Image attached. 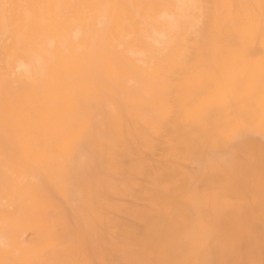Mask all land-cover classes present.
Returning <instances> with one entry per match:
<instances>
[{
	"label": "bare ground",
	"instance_id": "6f19581e",
	"mask_svg": "<svg viewBox=\"0 0 264 264\" xmlns=\"http://www.w3.org/2000/svg\"><path fill=\"white\" fill-rule=\"evenodd\" d=\"M0 264H264V0H0Z\"/></svg>",
	"mask_w": 264,
	"mask_h": 264
}]
</instances>
